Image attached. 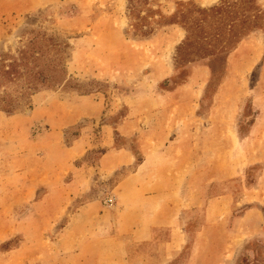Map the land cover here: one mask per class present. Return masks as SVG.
Listing matches in <instances>:
<instances>
[{"label": "rangeland", "instance_id": "374dc122", "mask_svg": "<svg viewBox=\"0 0 264 264\" xmlns=\"http://www.w3.org/2000/svg\"><path fill=\"white\" fill-rule=\"evenodd\" d=\"M35 34L59 44L65 81L0 111V264L10 251L66 257L71 213L94 199L112 211L139 141L153 151L159 130L191 142L179 194L189 241L169 264H210L211 251L264 264V229L246 243L231 230L247 207L264 225V0H0V56ZM222 194L214 242L194 248Z\"/></svg>", "mask_w": 264, "mask_h": 264}, {"label": "crops", "instance_id": "0c3cea01", "mask_svg": "<svg viewBox=\"0 0 264 264\" xmlns=\"http://www.w3.org/2000/svg\"><path fill=\"white\" fill-rule=\"evenodd\" d=\"M192 129L191 134L194 132ZM199 129H195L196 132ZM159 131L154 132L158 134L156 138L148 137L154 145L153 151L143 137V142L139 141L143 158L136 163L133 172L118 181L112 211H108L100 200L94 199L71 213L64 227L70 228V231L61 229L63 233H69L66 257L60 256V249L54 250L52 263H49L46 254L42 255L41 261H34L26 255L22 256L21 251L20 257L18 251H10L6 253L9 256L3 264H169L174 260L189 241L186 222H181L187 202L179 194L183 183L192 175L183 171L187 164L185 150L191 142L175 138L160 142L158 138L164 130ZM170 136L172 138V134ZM175 150L179 151V156H173ZM108 152L105 151L99 158L100 165L112 163L108 161V158L113 159ZM149 165L162 167L152 168ZM231 199L229 194H222L209 201L205 210L207 219L191 237L194 248L214 242L215 227L220 223L217 216L229 206ZM256 208L247 207L238 218L241 221H233V238L246 243L256 232L264 229L263 218ZM60 236V240L64 238ZM157 236L163 238L155 240ZM156 242L159 245L157 252L154 251ZM210 253V264H220L223 256H214L213 251Z\"/></svg>", "mask_w": 264, "mask_h": 264}, {"label": "trees", "instance_id": "16d2710c", "mask_svg": "<svg viewBox=\"0 0 264 264\" xmlns=\"http://www.w3.org/2000/svg\"><path fill=\"white\" fill-rule=\"evenodd\" d=\"M133 30L140 28L133 24ZM58 50L53 38L35 34L14 54L0 56V111L10 115L35 92L65 81Z\"/></svg>", "mask_w": 264, "mask_h": 264}]
</instances>
